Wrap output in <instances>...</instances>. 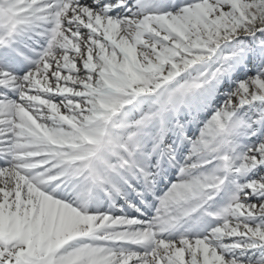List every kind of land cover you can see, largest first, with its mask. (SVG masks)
Listing matches in <instances>:
<instances>
[{
	"label": "snow or ice",
	"instance_id": "snow-or-ice-1",
	"mask_svg": "<svg viewBox=\"0 0 264 264\" xmlns=\"http://www.w3.org/2000/svg\"><path fill=\"white\" fill-rule=\"evenodd\" d=\"M0 264H264V0H0Z\"/></svg>",
	"mask_w": 264,
	"mask_h": 264
}]
</instances>
